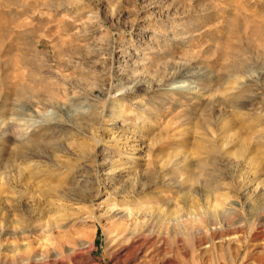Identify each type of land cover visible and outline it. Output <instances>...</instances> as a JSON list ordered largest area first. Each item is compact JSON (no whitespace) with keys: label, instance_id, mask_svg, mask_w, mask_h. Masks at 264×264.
Instances as JSON below:
<instances>
[{"label":"rangeland","instance_id":"rangeland-1","mask_svg":"<svg viewBox=\"0 0 264 264\" xmlns=\"http://www.w3.org/2000/svg\"><path fill=\"white\" fill-rule=\"evenodd\" d=\"M131 244L264 264V0H0V264Z\"/></svg>","mask_w":264,"mask_h":264},{"label":"bare ground","instance_id":"bare-ground-1","mask_svg":"<svg viewBox=\"0 0 264 264\" xmlns=\"http://www.w3.org/2000/svg\"><path fill=\"white\" fill-rule=\"evenodd\" d=\"M233 218V215H231ZM212 223V221H211ZM200 224H206L205 222L197 223L194 222L195 226H200ZM126 256L124 257V260L122 261V264H159L158 261H156L155 255H152V253L145 254V251L143 249L142 245H139L138 247H135L133 244H131L126 249ZM118 261V260H117ZM34 262V260L29 259L28 264H31Z\"/></svg>","mask_w":264,"mask_h":264}]
</instances>
